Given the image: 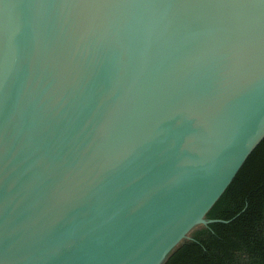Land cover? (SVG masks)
<instances>
[{
  "label": "water",
  "instance_id": "obj_1",
  "mask_svg": "<svg viewBox=\"0 0 264 264\" xmlns=\"http://www.w3.org/2000/svg\"><path fill=\"white\" fill-rule=\"evenodd\" d=\"M264 141V0H0V264H163Z\"/></svg>",
  "mask_w": 264,
  "mask_h": 264
},
{
  "label": "trees",
  "instance_id": "obj_2",
  "mask_svg": "<svg viewBox=\"0 0 264 264\" xmlns=\"http://www.w3.org/2000/svg\"><path fill=\"white\" fill-rule=\"evenodd\" d=\"M163 264H264V141Z\"/></svg>",
  "mask_w": 264,
  "mask_h": 264
}]
</instances>
